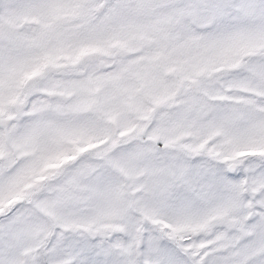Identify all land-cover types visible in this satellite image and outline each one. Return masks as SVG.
<instances>
[{
	"label": "snow or ice",
	"instance_id": "1",
	"mask_svg": "<svg viewBox=\"0 0 264 264\" xmlns=\"http://www.w3.org/2000/svg\"><path fill=\"white\" fill-rule=\"evenodd\" d=\"M0 264H264V0H0Z\"/></svg>",
	"mask_w": 264,
	"mask_h": 264
}]
</instances>
